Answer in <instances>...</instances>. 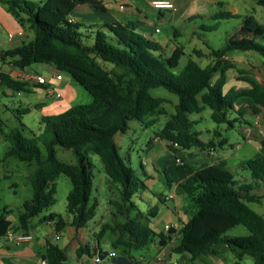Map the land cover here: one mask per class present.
Returning a JSON list of instances; mask_svg holds the SVG:
<instances>
[{"label":"trees","instance_id":"16d2710c","mask_svg":"<svg viewBox=\"0 0 264 264\" xmlns=\"http://www.w3.org/2000/svg\"><path fill=\"white\" fill-rule=\"evenodd\" d=\"M0 1L20 23H28L35 33L33 39L18 47L0 48V61L11 59L22 69L34 63L51 65L69 74L92 96L89 103L73 105L55 116H43L44 129L37 136L25 137L17 129L6 134L10 142L6 157L16 156L22 161L36 163L30 178L33 195L24 202L17 219L19 228L25 232H28L31 219L55 202V180L60 173L66 174L72 182L67 196L71 225L79 230L96 216L99 203L92 197L91 153L101 158L107 176L119 185L120 207L126 206L129 212L136 206L133 196L147 185L121 155L115 136L125 132L132 119L150 125L157 119L146 120L148 116L166 114L168 99L154 96L151 92L154 88L164 87L178 96L175 111L156 133L175 152L178 148L214 146L212 139L208 142L200 139V132L193 130L194 121L190 118L191 114L207 107L212 109L214 122L226 123L232 128L237 121L230 118L235 102L248 97L251 111L262 113L264 117V80H258L252 71L239 68L227 57L233 50L254 51L261 55L264 67V25L253 15L232 12L214 15L218 19L241 18L238 31L222 48L215 49L207 44L211 61L206 66L190 55L177 74L174 69L185 55L184 46L177 44L167 55L160 43L140 31V20L113 21L101 27H87L70 20L71 13L80 4L102 8L98 0ZM257 3L264 6V0H257ZM194 52L198 57L204 56L198 49ZM229 69H236L238 79L248 82L250 87H232L224 92ZM29 85V81L13 78L0 67V86L22 92L28 90ZM39 86L45 87L43 83ZM238 113L243 114V109ZM0 132L4 133L3 128ZM56 146L72 150L77 162L58 158ZM244 166L250 171L246 182L235 179L227 163L221 161L194 172L181 183L186 195L185 211L191 216L180 229L172 252L188 254L190 260H195L212 250L213 245L224 243L235 255L233 264H241L245 256H251L255 264H264V215L249 205L264 199V156L249 158ZM183 169L193 167L182 162L170 165L167 170ZM44 219L55 220L57 231L67 225L58 213L46 215ZM143 219V212L138 210L134 217L128 215L111 226L118 232L112 242L113 249L123 246V255H126L129 250L141 248L150 241L168 239L167 234L156 232ZM239 225L246 227L250 235L228 234ZM11 226L12 221L1 215L0 235H5ZM85 252L93 255L98 248L81 244L77 256ZM42 258L48 264H65L68 259L65 249L53 243H48ZM129 264L138 263L132 260Z\"/></svg>","mask_w":264,"mask_h":264},{"label":"rangeland","instance_id":"374dc122","mask_svg":"<svg viewBox=\"0 0 264 264\" xmlns=\"http://www.w3.org/2000/svg\"><path fill=\"white\" fill-rule=\"evenodd\" d=\"M135 1L145 11L156 12L155 9L149 6V0ZM211 1H215V4ZM182 2H187L186 6L188 8L185 10L186 14L173 20L172 12L166 10L164 16L165 20L173 22L174 26L181 32V35L176 37V40L177 43L183 45L187 51L186 55L181 59V65L174 69V72L177 74L186 64L189 53L198 57L194 49H198L204 53L207 51L206 55L211 58L209 54L210 49L207 44L215 49L222 48L225 46L226 41L238 31L241 18H214V15L217 13L232 12L241 15H253L259 23L264 25V6L257 4V0H179V3ZM159 18H162V16H159ZM214 26L215 28H213ZM204 56L194 58L197 60L199 59L200 63L205 66L210 62V59ZM229 57L236 59L239 64L243 65L251 64L255 67L258 64V57L256 55L248 54L240 50L230 51ZM47 65L48 64L45 63H34L30 65L32 68H30V66L26 68L37 70L38 72H35L34 75L39 73L47 78L49 76V68ZM0 66L9 67L1 62ZM233 72L234 70L230 69L229 75H232ZM81 89L84 91L85 95L90 96L87 90L83 87H81ZM151 92L154 96H163L169 99L168 102L165 103L166 114L148 116V118L153 117L157 119L150 125H145L136 119H132L129 121L128 129L124 133L119 132L116 135V141L121 153L128 160H130L129 156L131 157V163H128L133 168H138V162L142 157L154 160V155L148 150L150 139L162 129L166 121L170 118V115L175 111V104L178 102V96L164 87L154 88ZM53 101L54 98L47 94L45 87L36 86L33 82L28 86V90L14 92V94L0 86V128L4 130V133L0 132V216L4 214L12 220L18 219L19 213L23 210L24 202L33 195L30 178L36 169L35 161H22L16 156H5V152L10 147V142L6 134L13 129H17L20 130L25 137L39 135L44 129L42 117L55 116L62 112L55 108ZM79 101L80 103H89L83 98ZM211 114L212 109L209 107L200 113L191 114V119H200L199 122L193 126V130H202L203 133L201 138L207 139L213 136L212 132H209L208 129L218 128L222 132V137L228 139L224 153L227 156L229 170L234 174L235 179L246 182L244 176L247 173V176L250 177V171L241 164L242 156L240 155L242 154L241 151H243L251 157L253 149L246 144L239 123L232 128L228 127L226 123L218 124L213 121ZM248 117L249 116H247V118ZM238 144H241L243 149L241 151L238 149L239 152L233 154L234 151L237 150L236 145ZM39 145L43 155H46L44 145L42 143ZM55 149L57 157L61 160L70 163L77 162L76 156L73 154L72 150L62 146H56ZM90 159L93 162L92 197L97 199L99 204L96 216L83 229V233L88 234V239L92 244L95 243L94 240L99 239L101 241V247L104 250H110L113 248L112 242L118 237V232L112 230L110 227L125 220L126 217L131 214V211H127L126 213V206L122 204L123 210L120 211L121 207H119L120 205L118 206V203H121L119 185L109 181L101 158L91 153ZM55 187V202L42 213L31 219L35 230V236L37 235L44 238L49 235L51 236V232L44 219L46 215L58 213L66 219L70 215L67 210V196L72 189L70 178L64 173L58 174L55 180ZM249 205L254 210L264 215V199L262 203L250 202ZM133 215H135L134 210L132 212V216ZM102 221H105V223L107 222L106 226L102 227L100 225ZM153 227L155 228V226ZM66 230L67 226L65 227V232ZM228 234L232 236H247L250 235V232L243 225H239L231 229ZM68 239L69 237L66 233L62 241L55 240V242L60 244L67 242ZM157 240L160 239L158 238ZM158 248L160 249L161 246ZM116 252L123 254V246H118ZM128 252L132 260L136 263L149 264L157 257L158 251L154 246V241H150L141 248L131 249ZM182 257V254H174L176 264H180L178 261H181ZM246 259L250 261L253 260L251 256H246ZM75 261L73 253L69 251V259L66 261V264H71ZM102 264H113L111 257L107 256L104 258Z\"/></svg>","mask_w":264,"mask_h":264},{"label":"crops","instance_id":"0c3cea01","mask_svg":"<svg viewBox=\"0 0 264 264\" xmlns=\"http://www.w3.org/2000/svg\"><path fill=\"white\" fill-rule=\"evenodd\" d=\"M98 1L99 5L102 8L97 9L92 4H80L71 13V18L74 21L79 22L87 27H101V25H103L104 23H110L113 21L140 20L142 22L140 31L144 32L146 36L160 43L167 55H170L178 44L176 37L180 36L181 32L174 26L173 22L165 20L164 16L166 10L153 8L151 5V0H149L148 4L151 8L155 9L156 12L145 11L135 0ZM173 1L175 3V8L168 11L172 12L173 20H175L186 14L185 10L188 7L186 6L187 2L179 3V0ZM211 2L215 4V1ZM159 16H162V18H159ZM34 36V30L30 28L29 24L20 23L17 18L8 10L7 5L0 1V48L11 49L18 47L24 42H28L33 39ZM184 51L186 55L187 51L185 50V47ZM205 52L207 53V51ZM202 53L205 55V58L208 57V55H206V53H204L203 51ZM245 53L256 55L258 57L257 66L254 67L251 64H239L236 59H232L231 57H229V54L227 55V57L234 63H236L239 68L252 71L258 80H264V67L262 64L263 60L261 55L254 51H248ZM190 55L191 54L189 53V56ZM191 56L193 58L196 57L194 55ZM181 59L179 65H181ZM208 59H210L211 61V58L208 57ZM197 61L200 63L199 59ZM0 62L5 66H9L8 68L0 66L4 71L9 72L10 70L17 68L23 73L20 79L27 80L30 84L31 82H33L34 85L39 86L40 83L35 80V77H37L38 75L45 77L44 75L39 73L37 75H34V73L38 71L30 70V68H32L31 66L30 68L23 69L17 67L16 65H14L13 60L11 59ZM47 66L49 68V76L47 78L45 77L47 79V83H43V85L47 90V94L50 97L54 98L53 104L55 105V108L57 110L59 109L60 111H64L73 105L80 104L79 100L81 98L87 100L88 102L92 101V96L85 95L84 91L81 89L82 86L78 82H76L69 74L61 72L51 65ZM229 70L226 73L227 81L223 87L224 92H227L232 87H250V84L248 82L238 79L236 69H233L234 72L232 75H229ZM56 72L60 73L62 77H56ZM50 89L54 90L53 95L50 94ZM249 99L250 98L248 97H241L237 99V101L235 102V109L231 110L230 112V118L237 119L235 125L239 123L246 144H248L251 149H253V153L251 154L252 156L250 157V155H248L246 152L241 151L243 149L241 144L236 145L237 150H235L233 154L239 152L238 149L241 151V164L244 168H246L244 166V163L249 158L264 156V117L262 113L254 114L251 111V109L248 107ZM239 109H243V114L238 113ZM247 116L249 117L247 118ZM152 118L153 117H147L146 120H150ZM191 120L194 121L195 125L197 122H199L200 119L195 118ZM196 131L200 132L199 137L204 142L212 139L214 142V146L205 147L203 149L198 147H192L190 149L178 148V150L175 152L169 148L167 141L160 139L155 134L154 137L150 139L148 145V150L154 155V160L142 157L138 162V168H134L137 175L146 183L147 188L138 191L133 196V201L135 202L136 206L132 210H130V216L134 217L138 210L142 211L144 214L143 220L149 222L152 227L155 226V228H153L156 231L168 235V245H176L180 229L191 216L190 213L185 211L186 195L183 191V188L181 187V183L188 177H190L194 172L202 168L221 161L227 163V156L224 153V149L226 144L228 143V139L222 137V132L218 128L208 129L209 132H212L213 136L207 139H203L201 138L203 131ZM121 155L123 154L121 153ZM129 159L130 160L125 157V160L131 163L130 156ZM182 162L192 165L193 169L167 170L170 165ZM244 177L245 181L250 178L247 176V173ZM109 181L111 182L110 179ZM125 209V212L127 213V207ZM121 210L123 209L120 208V211ZM133 210L135 211V215L132 216ZM151 213L153 214L152 217L150 216ZM10 220L12 221V226L10 228L18 232L23 231L19 228L17 219ZM65 220L67 221L66 232L65 228L61 231H57L55 227L56 224H52L50 222L51 220L45 221L51 232V236L49 235L45 238L37 235L35 236V230L33 228L32 222H30V227L28 229V232H31L33 235L32 240L16 244L7 241L4 235H0V264H42V255L46 252L48 243L57 244L61 248L65 249L68 259L69 251H71L74 255V259L76 260L71 264H102L103 259L99 263L95 262V254L90 255L89 253L85 252V254L81 257L77 256V249L81 244H89L91 247L98 248V251H100V249L104 251V249L101 247V241L97 239L94 240L95 243L92 244L88 239V234L83 233V229L85 227L76 230L71 225V214L67 219L65 218ZM101 223L102 224L100 225L102 227L106 226L107 224V222L105 223V221H102ZM167 227H169L168 231ZM170 229H175V232L170 233ZM57 232L60 234L59 238H56ZM66 233L69 237L67 242H63L60 244L55 242V240L62 241ZM158 241L159 240L154 241V246L158 251L157 257L153 259L149 264H160L164 257V247H161L159 249L158 247L160 246L158 245ZM85 251H88V249H85ZM107 251L116 252V249L112 248ZM91 253H94V250H91ZM171 254V261L176 264V261L174 259V254L176 253L171 251ZM126 255L130 256L129 253ZM182 256L183 257L181 261H178V263L180 262V264H233L235 261L234 253L224 243H217L213 245L212 250L206 251L205 253L198 256L195 260H190L189 255L182 254ZM241 264L255 263L254 260L250 261L246 259L245 256Z\"/></svg>","mask_w":264,"mask_h":264},{"label":"built area","instance_id":"2783aa9c","mask_svg":"<svg viewBox=\"0 0 264 264\" xmlns=\"http://www.w3.org/2000/svg\"><path fill=\"white\" fill-rule=\"evenodd\" d=\"M151 5L153 8L155 9H159V10H171L175 8V3L173 0H151ZM70 20L74 21L72 18H70ZM13 78L16 79H20V77L23 75V73L21 71H19L17 68L12 69L8 72ZM56 77L61 78L62 75L58 72L55 73ZM35 80L38 83H47V79L41 75H38L37 77H35ZM50 94L53 95L54 94V90L50 89ZM177 145V144H175ZM52 224H55V220H51L50 221ZM169 227H167V231H168ZM5 238L7 241L9 242H13V243H22L25 241H29L33 239V235L31 232H18V231H14L12 228L8 229L7 232L5 233ZM60 234L57 232L56 233V238H59ZM117 253L115 251L109 252V257H112L114 255H116ZM94 260L96 263L101 262V258L98 255V252H96ZM42 264H48L46 259H42L41 260ZM78 264H84V263H78Z\"/></svg>","mask_w":264,"mask_h":264},{"label":"water","instance_id":"95a60500","mask_svg":"<svg viewBox=\"0 0 264 264\" xmlns=\"http://www.w3.org/2000/svg\"><path fill=\"white\" fill-rule=\"evenodd\" d=\"M7 91L10 93H13V91L9 88H7ZM169 232L173 233L175 232V229H170ZM158 245L161 247H164V257L162 261L160 262V264H174L171 261V258H172L171 248L174 247L175 244L168 245V239H160L158 241ZM98 255L101 259H104L109 255V251L107 250L98 251ZM111 261L113 264H129L130 262H132V258L130 256L123 255V254H116L111 257Z\"/></svg>","mask_w":264,"mask_h":264}]
</instances>
